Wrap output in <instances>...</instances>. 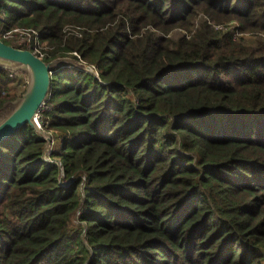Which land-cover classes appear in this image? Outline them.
Returning <instances> with one entry per match:
<instances>
[{"label":"trees","instance_id":"1","mask_svg":"<svg viewBox=\"0 0 264 264\" xmlns=\"http://www.w3.org/2000/svg\"><path fill=\"white\" fill-rule=\"evenodd\" d=\"M19 33L81 66L47 161L28 124L0 142V264H264V0H1Z\"/></svg>","mask_w":264,"mask_h":264},{"label":"water","instance_id":"2","mask_svg":"<svg viewBox=\"0 0 264 264\" xmlns=\"http://www.w3.org/2000/svg\"><path fill=\"white\" fill-rule=\"evenodd\" d=\"M63 66L80 67L81 63L71 58L47 63L31 51L16 49L0 41V68L14 74L22 73L27 79L23 95L4 107L10 108V111L0 121V142L28 124L46 141L43 159L48 160L54 144L53 136L39 125L36 117L50 96L53 73ZM83 68L92 71L90 66Z\"/></svg>","mask_w":264,"mask_h":264},{"label":"rangeland","instance_id":"3","mask_svg":"<svg viewBox=\"0 0 264 264\" xmlns=\"http://www.w3.org/2000/svg\"><path fill=\"white\" fill-rule=\"evenodd\" d=\"M235 25H237L236 23H234V25H231V27L227 28V27H224V29H230V30H234L235 29ZM236 37V36H235ZM11 38L13 39V41L17 44V45H21L23 47L26 48V50H29L31 48V43H27L25 40H23L24 38L23 37H20V36H16V35H12ZM34 43V42H33ZM35 54H37L36 51H34ZM26 84H27V79L26 77L24 76H21L19 79H17V81L15 82V84L11 85L9 87V92H11V94L13 95H20L23 90H25L26 88ZM8 91V90H7ZM10 108L7 109V111H10L9 110ZM39 125L41 123V116H40V119L38 121ZM42 125V124H41Z\"/></svg>","mask_w":264,"mask_h":264},{"label":"built area","instance_id":"4","mask_svg":"<svg viewBox=\"0 0 264 264\" xmlns=\"http://www.w3.org/2000/svg\"><path fill=\"white\" fill-rule=\"evenodd\" d=\"M16 36H20V37H23L24 39L23 40H25L27 43H31V48L33 49L32 51L31 50H28V51H31L33 54H35L34 53V51H36L37 52V54H35L37 57H39L40 59H43L44 58V55L42 54V51H41V45H40V43H39V41L35 38L33 41H31V39H29V37L27 36V35H25L24 33H19V34H17ZM35 36H37L36 34H35ZM34 42V43H33ZM78 59H79V56L75 53L74 54ZM91 69H92V71L90 72V73H92L93 75H96V76H98V72H97V70L94 68V67H91ZM14 75L13 74H11V77H13ZM46 110H48V106H47V101L43 104V106H42V108H41V110H40V112L38 113V115H37V117H36V121L38 122L39 121V119H40V116H41V113L43 112V111H46ZM40 126L43 128V126L41 125V123H40Z\"/></svg>","mask_w":264,"mask_h":264}]
</instances>
